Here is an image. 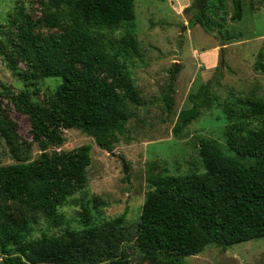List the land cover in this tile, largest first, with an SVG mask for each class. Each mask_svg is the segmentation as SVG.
Segmentation results:
<instances>
[{
    "label": "rangeland",
    "instance_id": "374dc122",
    "mask_svg": "<svg viewBox=\"0 0 264 264\" xmlns=\"http://www.w3.org/2000/svg\"><path fill=\"white\" fill-rule=\"evenodd\" d=\"M55 1L65 16L73 14L72 4L76 0ZM197 2L134 0L133 34H126L129 26L126 24L99 32L97 50L118 60L140 105H128L130 117L110 153L78 130L62 131V144L49 146L48 155L87 147L90 161L85 170L87 184L58 210L53 225L19 204L6 203L9 219L23 218L27 222L31 240L41 235L59 237L67 230L98 231L102 225L124 216L118 244L96 264H163L167 260L175 264H264V239L226 250L212 245L198 254L176 256L154 252L152 257L146 256L138 243L142 206L153 190L149 178L201 172L198 154L201 141L214 142L227 157L252 162L238 158L228 149L225 133L236 118L228 114L236 99L251 95L264 101V5L259 0H241L242 18L234 22L232 0H202L198 9H194ZM51 7L50 0H0V121L9 125L10 138L21 148V153H11L7 139L0 134V166L16 164L18 155L21 159L28 158V162L41 155L31 121L17 109L11 97L24 92L35 105L44 108L55 99L61 78L46 75L41 65L20 60L15 52L21 19L34 26L31 35L41 41L64 36V24L48 28L44 23L46 9ZM20 10L24 12L23 18ZM194 11H202L206 29L192 24ZM260 63L263 70L255 69ZM77 68L83 70L82 66ZM93 76L111 84L99 68ZM207 84L212 85L211 92L217 96L216 106L202 110L195 122L175 136L173 130L179 113L191 106L188 96ZM169 88L173 94L168 93ZM167 93L172 100L169 111L162 103ZM251 125L254 127L256 122ZM121 159L127 165L126 175ZM83 208L88 210L90 227L82 223ZM3 256L0 253V263Z\"/></svg>",
    "mask_w": 264,
    "mask_h": 264
},
{
    "label": "trees",
    "instance_id": "16d2710c",
    "mask_svg": "<svg viewBox=\"0 0 264 264\" xmlns=\"http://www.w3.org/2000/svg\"><path fill=\"white\" fill-rule=\"evenodd\" d=\"M50 2L52 7L46 9L44 23L48 28L64 24V36L41 41L31 35L32 24L18 20L21 27L13 52L19 54L20 60L41 65L46 75L60 77L62 83L55 93L57 103L53 100L48 108L35 105L24 92L11 97L17 109L31 121L41 155L32 162L18 155L16 164L0 166V253L4 255L0 264H96L112 253L123 228L121 216L98 231L67 230L59 237L41 235L31 240L27 222L23 218L9 219L6 214L4 205L16 203L53 225L58 210L70 196L86 187L85 170L90 161L87 147L48 155L49 146L62 144V131L78 130L110 153L130 117L128 105H140L118 60L108 58L96 48L101 30L126 24V34H133L134 0H76L72 4L73 14L68 16L55 0ZM259 2L264 5V0ZM232 4V21H240L241 0H232ZM23 13L20 10L22 18ZM204 19L202 11H194L192 24L206 29ZM258 57L261 59L262 54ZM97 68L111 84L93 76ZM255 69L263 70L262 64ZM211 90L212 85L207 84L188 96L191 106L179 113L175 136L195 122L202 110L216 106L217 96ZM168 93L173 91L169 88ZM168 93L162 97L167 111L172 105ZM228 114L236 118L226 128V145L238 158L252 162L227 157L214 142L205 140L198 147L201 172L149 178L153 190L142 206L137 227L138 243L146 256L152 257L154 252L193 255L207 246L226 250L264 239V101L251 95L241 97ZM252 122H256L254 127ZM10 129L0 121V134L16 155L21 148L10 138ZM81 219L90 227L86 208ZM163 264L175 263L167 260Z\"/></svg>",
    "mask_w": 264,
    "mask_h": 264
},
{
    "label": "water",
    "instance_id": "95a60500",
    "mask_svg": "<svg viewBox=\"0 0 264 264\" xmlns=\"http://www.w3.org/2000/svg\"><path fill=\"white\" fill-rule=\"evenodd\" d=\"M202 3V0H198L197 4L194 6V9H198L199 5ZM123 173L127 174V165L123 159H121Z\"/></svg>",
    "mask_w": 264,
    "mask_h": 264
}]
</instances>
